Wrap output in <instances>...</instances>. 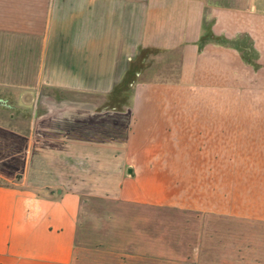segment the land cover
<instances>
[{
    "label": "crops",
    "instance_id": "crops-1",
    "mask_svg": "<svg viewBox=\"0 0 264 264\" xmlns=\"http://www.w3.org/2000/svg\"><path fill=\"white\" fill-rule=\"evenodd\" d=\"M55 20L62 27L58 38L73 46L78 86L94 88L66 89L65 77L53 81L56 67L48 62ZM257 21H264V0H0V88L36 93L28 127L0 121V264H129L128 255L103 256L96 242L114 240L102 238L99 226L81 215L88 200L82 196L122 199V191L68 188L94 159L111 165L114 145L124 144L114 141L119 124L112 114H127L111 108L114 88L135 63L133 84L144 89L238 83L240 55L224 42L238 45L236 38L255 36L262 41L264 28ZM148 52L157 53L155 70L143 68ZM176 56L177 68L171 63ZM167 71L177 78L153 80ZM99 99L105 103L97 108L92 103ZM139 116L134 115L136 123L143 120ZM124 122L129 133L133 124ZM135 144L124 164L149 160L143 150L132 156ZM106 171L99 180L109 177ZM92 174L86 179H98ZM147 259L135 261L154 264Z\"/></svg>",
    "mask_w": 264,
    "mask_h": 264
},
{
    "label": "rangeland",
    "instance_id": "rangeland-1",
    "mask_svg": "<svg viewBox=\"0 0 264 264\" xmlns=\"http://www.w3.org/2000/svg\"><path fill=\"white\" fill-rule=\"evenodd\" d=\"M256 26L264 28V21ZM59 28L55 20L48 62V67H56L53 81L65 77L66 89L94 88L78 86L73 46L58 38ZM65 31L72 34L69 28ZM254 38H236L238 45L235 40L224 42L240 55V67L232 71L238 83L130 86L117 108L127 114H112L114 125L119 124L114 126V141H124L123 146L114 145L112 164L100 166L94 159L80 176L77 172L80 179L68 184L69 190L122 191V199L82 196L88 199L83 220L99 226L102 238L114 240L96 242L104 257L128 255L129 264H143L135 261L138 257L159 259L160 264H264V39ZM146 56L143 68L155 70L157 53ZM171 61L177 68V56ZM168 72L153 80L174 81L177 73L175 78ZM136 92H142L140 99ZM35 99V92L0 88V121L28 127ZM104 103L99 99L92 104L98 108ZM134 115H141V123ZM124 120L133 124L129 133ZM132 142V156L143 150L149 160L124 164ZM105 170L109 177L99 180ZM89 174L98 179H86ZM143 200L150 203L139 202Z\"/></svg>",
    "mask_w": 264,
    "mask_h": 264
},
{
    "label": "water",
    "instance_id": "water-1",
    "mask_svg": "<svg viewBox=\"0 0 264 264\" xmlns=\"http://www.w3.org/2000/svg\"><path fill=\"white\" fill-rule=\"evenodd\" d=\"M137 74L138 72H137V67L135 63L133 68L129 71L128 75L123 80V82L114 88L112 97L110 98V101L113 104V105L112 104L110 105L111 108H119L118 106H120V103L126 101L125 100L127 99L126 94L128 93L130 86H132V84L134 83V80ZM132 171L133 169H129V172H132Z\"/></svg>",
    "mask_w": 264,
    "mask_h": 264
}]
</instances>
